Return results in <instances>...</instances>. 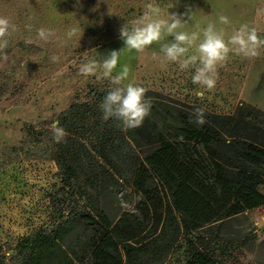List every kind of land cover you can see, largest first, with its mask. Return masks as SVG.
Returning <instances> with one entry per match:
<instances>
[{
    "label": "rangeland",
    "instance_id": "374dc122",
    "mask_svg": "<svg viewBox=\"0 0 264 264\" xmlns=\"http://www.w3.org/2000/svg\"><path fill=\"white\" fill-rule=\"evenodd\" d=\"M148 4L159 7L165 19L180 15L186 23L178 31H196L197 25L202 31L213 23L227 39L247 24L256 27L264 39V16L257 15L258 9H264V0H0V17L15 26L4 38L8 47L0 50V247L5 258L15 253L21 239L48 224L65 198L59 189L56 161L27 156L70 106L89 102L96 93L111 88L101 71L85 76L79 68L93 59L102 62L113 50L122 51L126 46L120 29L130 28ZM221 15L229 18L228 25L219 23ZM74 26L83 33L80 41L66 36ZM40 27L52 29L55 36L47 42L37 39ZM172 40L166 35L143 53L124 49L116 69L129 66L124 84L156 90L222 115L233 113L242 102L264 111V48L255 58L230 54L217 69L215 89L208 91L193 84L194 67L182 70L161 52V44ZM53 56L59 60L53 62ZM69 144L68 140L64 143ZM95 169L101 181L92 185L103 184L105 192L99 198L111 217L133 209L139 196L132 185H117L104 168L95 165ZM49 194L56 197V207ZM193 235L205 237L209 254L220 264H264V207ZM185 261L181 246L163 264Z\"/></svg>",
    "mask_w": 264,
    "mask_h": 264
},
{
    "label": "trees",
    "instance_id": "16d2710c",
    "mask_svg": "<svg viewBox=\"0 0 264 264\" xmlns=\"http://www.w3.org/2000/svg\"><path fill=\"white\" fill-rule=\"evenodd\" d=\"M108 91L59 119L67 147L46 129L27 156L56 161L65 198L9 259L0 247V264H163L181 246L185 264H220L205 237L193 234L264 207V111L242 102L222 115L146 90L151 114L141 127L123 130L120 121L101 119ZM195 108L205 110L203 126L190 120ZM95 165L117 185H132L139 196L133 209L111 217L99 198L103 184L92 185L101 181ZM49 199L56 207V197Z\"/></svg>",
    "mask_w": 264,
    "mask_h": 264
},
{
    "label": "clouds",
    "instance_id": "9594fccd",
    "mask_svg": "<svg viewBox=\"0 0 264 264\" xmlns=\"http://www.w3.org/2000/svg\"><path fill=\"white\" fill-rule=\"evenodd\" d=\"M146 9L142 17L131 21L130 28L124 25L120 29V38L126 46L124 49L143 53L154 43H160L166 35L172 36V42L161 44V52L168 61L178 63L182 70L194 67L193 84L208 91L215 89L217 69L227 62L230 54L255 58L260 54L259 50L264 48V39L260 38L257 28L249 27L247 24L241 25L225 39L224 30H218L213 23H209L202 31L199 25L196 26V31H178L184 28L186 23V21L182 22L180 15L172 14L165 19L159 7L148 4ZM187 14L186 12L184 15ZM257 15L264 16V9H258ZM219 23L228 25L230 21L227 16L221 15ZM26 27L29 31L32 30L31 25ZM10 29L14 31L15 26L7 18L0 17V50L8 47V41L4 38L9 34ZM82 35L83 33L75 26L66 33L67 38H77L78 41ZM54 36L52 29L40 27L37 30L39 40L47 42ZM122 51H111L99 63L94 59L83 63L79 72L88 76L95 75L99 70L103 77L110 80L111 88L99 105L101 119L105 122L110 119L118 120L123 130H128L143 125L144 120L151 114L152 102L150 98H145L144 87L133 83L124 84L130 76V68L127 64L122 65L120 71L116 72ZM52 60L56 62L59 57L53 56ZM190 120L198 126H203L207 123L205 110L195 108L190 115ZM50 128L55 143L66 142L69 134L60 126L59 121H54Z\"/></svg>",
    "mask_w": 264,
    "mask_h": 264
}]
</instances>
